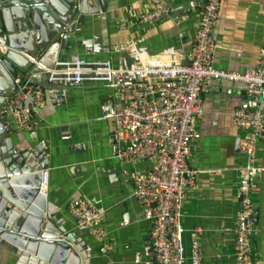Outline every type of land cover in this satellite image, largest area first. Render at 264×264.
Wrapping results in <instances>:
<instances>
[{
    "label": "crops",
    "instance_id": "0c3cea01",
    "mask_svg": "<svg viewBox=\"0 0 264 264\" xmlns=\"http://www.w3.org/2000/svg\"><path fill=\"white\" fill-rule=\"evenodd\" d=\"M160 1L169 13L151 21L140 22L138 16L152 6L153 0H108L103 13L78 18L82 43L90 41V52L86 57L79 55V59L118 66L130 59L121 47L132 42L150 54L172 49L175 56H183L205 0ZM191 1L196 2V8ZM213 38L217 44L213 57L216 69L243 72L257 66L264 53V0H219ZM233 86L234 92L228 93L209 83L201 93L203 114L194 121L198 137L191 141L187 155L188 164L197 173L181 209L186 264L190 263L193 239L201 264H233L234 226L241 195L239 169L244 163L235 141L247 133L232 120V112L242 106L244 85L235 82ZM65 92V103L58 105L44 90V103L33 118V131L16 129L11 135L19 148L27 145L26 137L43 138L48 143V168L43 172L52 206L68 214L71 200L96 201V207L105 213L102 227L107 252L103 264H130L123 262L131 252L143 243L150 245V224L132 194L131 178L123 170L130 174L145 169L146 163L122 164L114 156L110 138L114 121L101 118L100 105L104 101L122 105L115 87L83 81L65 88ZM72 127L77 132L70 138L82 142L81 152L68 153L65 149L67 137L61 132L72 131ZM254 161L264 167V135L256 143ZM250 198L251 261L264 264V171L257 174ZM0 264H6L1 252Z\"/></svg>",
    "mask_w": 264,
    "mask_h": 264
},
{
    "label": "built area",
    "instance_id": "2783aa9c",
    "mask_svg": "<svg viewBox=\"0 0 264 264\" xmlns=\"http://www.w3.org/2000/svg\"><path fill=\"white\" fill-rule=\"evenodd\" d=\"M192 6V3L190 2ZM219 0H205L189 48L183 56L171 49L150 54L129 43L121 47L130 59L118 66L104 62H60L64 79L73 83L100 81L117 90L121 106L108 101L100 105L103 119L114 121V156L122 164L146 163L143 170L123 174L131 178L133 196L142 216L150 224V246L155 264H186L181 209L186 191L194 186L193 169L187 160L191 141L198 137L194 121L203 114L201 93L213 79L242 83L255 107L232 112L233 122L246 129L239 138L238 151L244 163L239 169V208L234 226L233 264H252L250 238L253 231L250 193L256 176L264 167L254 161L256 143L264 135V53L261 63L243 72L216 69L213 57L217 44L213 29L218 20ZM168 15L160 0L140 13L145 22ZM9 49L0 36V52ZM15 82L18 84L19 79ZM40 87L19 86L7 98V110L20 131H33V118L44 103ZM69 214L97 239L103 237L105 213L94 200L74 199L67 204ZM195 236V233H192ZM189 264H201L196 240L191 242Z\"/></svg>",
    "mask_w": 264,
    "mask_h": 264
},
{
    "label": "water",
    "instance_id": "95a60500",
    "mask_svg": "<svg viewBox=\"0 0 264 264\" xmlns=\"http://www.w3.org/2000/svg\"><path fill=\"white\" fill-rule=\"evenodd\" d=\"M107 2L0 0V36L9 47L6 52H0V252L6 264H103L105 261V238L97 240L69 213L51 204L43 172L48 168V143L43 138L26 137L27 145L19 148L11 135L17 126L6 106L7 98L22 85L42 88L53 104L65 103V88L79 83L64 79L60 70L66 66L59 63L83 62L85 59L82 61L78 56L86 57L90 52V41L82 43L76 21L103 13ZM191 3L196 8V2ZM209 83L216 90L225 88L228 93L234 92L233 81L213 79ZM240 99L246 109L256 106L246 95ZM76 132L77 128L73 127L72 131L61 132V136L67 137L68 153L83 150L81 141L70 138ZM113 134L114 131L110 138L114 145ZM238 142L239 138L235 141L237 149ZM123 263L155 264L149 243L131 252Z\"/></svg>",
    "mask_w": 264,
    "mask_h": 264
}]
</instances>
